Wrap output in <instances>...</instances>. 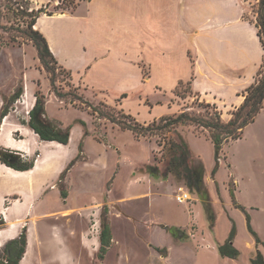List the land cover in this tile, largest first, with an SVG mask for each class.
Instances as JSON below:
<instances>
[{
	"label": "rangeland",
	"instance_id": "374dc122",
	"mask_svg": "<svg viewBox=\"0 0 264 264\" xmlns=\"http://www.w3.org/2000/svg\"><path fill=\"white\" fill-rule=\"evenodd\" d=\"M0 1V112L10 106L11 128L7 141L0 134V143L27 161H43L33 177L22 180L11 177L9 166L0 163L13 191L0 198V206L9 207L2 210L14 216L15 209L25 207L15 217L21 220L20 232L24 226L28 235L35 230L24 264H252L258 251L264 254V110L240 138L224 143L218 158L208 129L196 122L154 126L149 135L137 136L109 119L130 114L127 120L146 125L153 121L149 114L154 108L157 123L161 116L183 111L207 118L205 111L212 107L193 95L192 81L186 80L191 65L185 49L194 65L200 46L184 33L200 30L218 16L231 17L236 6L229 9L228 0ZM14 1L25 11L43 9L38 19L45 18L46 31L40 30L52 40L54 26L73 70L54 65L56 88L68 93L64 98L56 96L51 73L44 70L32 40L23 35L32 16L9 8L15 7ZM237 4L245 9L246 19L257 18L256 0ZM153 61L167 68L166 84L176 77L182 84L168 92L151 82ZM85 72L90 87L81 79ZM162 74L157 69L153 78ZM26 83L24 97L12 103L13 93ZM30 84L33 95L44 94L50 118L77 128L72 144L59 146L34 134L29 112L36 97ZM121 86L126 90L120 91ZM234 110L222 107L223 119ZM180 137L189 145V165L205 167V197L188 187L183 160L179 170L169 169L171 158L182 154L171 146ZM149 165L159 167L158 177L147 171ZM181 188L191 194L184 203L177 200ZM6 215H0V228L12 227L16 220ZM248 215L257 236L248 229ZM105 223L112 242L101 258ZM162 225L178 226L186 237H174ZM234 226L240 254L222 257L218 246Z\"/></svg>",
	"mask_w": 264,
	"mask_h": 264
},
{
	"label": "trees",
	"instance_id": "16d2710c",
	"mask_svg": "<svg viewBox=\"0 0 264 264\" xmlns=\"http://www.w3.org/2000/svg\"><path fill=\"white\" fill-rule=\"evenodd\" d=\"M16 3L14 5H10L9 8H12L18 12V14H26L28 16H32L29 21H26V28L22 31L24 37L32 40L34 45L38 50L39 59L48 72L51 73V82L54 88L55 94L59 98H64L68 93H63L58 90L55 85V70L54 65H59L58 61L53 54L49 42L46 36L35 27L38 18L40 17L38 13L42 12L43 9H32L31 11H25L23 5H21L18 1H14ZM76 4V3H75ZM2 8V3L0 1V12ZM64 13V11L62 12ZM256 25L259 28V36L261 42L264 46V0H259L258 2V10H257V18ZM2 26V25H0ZM14 28V27H11ZM60 66V65H59ZM61 67V66H60ZM63 68V67H62ZM180 83L179 85H181ZM190 85V83H189ZM24 93V86H19L17 90L11 96L12 103L16 102ZM36 100L33 108L30 110V127L38 134L39 138L44 141H57L61 144L67 145L70 142L71 138V129L72 125H64L61 121L52 119L48 116L46 107H45V97L41 92L35 93ZM245 100L244 102L237 107L234 111H232V117L228 121H224L222 118V113L218 110L217 106L206 102L205 107H212L213 111L207 109L205 112L207 113V118L203 117H195L193 118L186 111L181 112L176 115H165L160 118V122L157 123V119L149 124H142L137 119L134 118V121L127 120L126 117H131L130 114L124 115L123 117H110L109 119L116 124H118L121 128L131 130L137 136H147L154 126L160 128V126L164 127L167 125H175V124H186L190 121L196 122L197 125H200L206 129H208L210 133V137L212 142L215 145L217 158L220 155V152L223 148L224 143L229 142L230 140L238 139L244 132L246 126L251 124L256 120L257 115L264 110V63L261 69L258 72L256 80L253 84H251L244 91ZM10 106L4 105L0 112V125L3 122V119L9 114ZM83 128H86V124L83 121H79ZM162 122H165L162 125ZM85 133H87L85 129ZM161 145V142H158ZM165 145V144H164ZM163 146V145H161ZM171 146L174 149L182 150V154L174 155L169 161V169L171 171L179 170V161L183 160V171H185L184 178L188 187L197 192L198 194L207 196L208 192L204 188V174L205 167L196 165H189L190 158L186 157L190 152L188 143L183 139L179 138V141L171 142ZM0 162L20 171H26L33 168L35 160L27 161L24 157H21L20 153L17 150L5 148L0 146ZM72 163V162H71ZM147 171L155 177H158L160 172L158 166L149 165L147 167ZM183 171H179L181 175ZM63 197L67 196L66 192L62 193ZM211 224H213V218H209ZM248 229L249 231L255 235L256 232L252 228L250 215L247 216ZM164 229L170 232L174 237L184 238L186 237V233L182 231L178 226H168L162 225ZM236 232L235 226L232 228L229 239L218 246L219 253L222 257L228 258H236L240 251L234 245V236ZM112 242V234L110 225L105 223L103 225V229L100 235V252L99 256L101 258L105 257L107 250L111 246ZM28 243V234L27 227H24L22 232L15 238L8 240L2 249H0V264H20L21 260L24 257L26 252ZM156 249L164 253L167 250L164 248L156 247ZM166 254V253H165ZM252 264H264V254L261 251H258L255 258L252 259Z\"/></svg>",
	"mask_w": 264,
	"mask_h": 264
},
{
	"label": "crops",
	"instance_id": "0c3cea01",
	"mask_svg": "<svg viewBox=\"0 0 264 264\" xmlns=\"http://www.w3.org/2000/svg\"><path fill=\"white\" fill-rule=\"evenodd\" d=\"M228 1L229 2H227V5L229 9L233 8L234 6H236L237 8L234 15H232L231 17H227V15L218 16L216 20L209 22L206 26H203L202 29L193 30L192 28L189 33H184V35L189 38L192 43L198 42L200 46L195 50L196 61L194 65H192V62L188 55V49H185V56L187 57L188 62L191 65V69L186 80L191 79L192 81L190 82V85L193 95L201 98V100H204V102H208L217 106L220 112L222 110V107L231 106L233 107V109H236L244 102V91L255 82L258 72L264 63V46L258 34L259 28L256 25V19H246L243 16L245 9L241 6V4H237L238 0ZM256 2L258 3L259 0H256ZM237 5H240L241 8L237 7ZM50 30L51 35L57 43L58 38L54 30V26ZM41 32L43 33V31ZM43 34L46 36L50 48L58 61V64L63 68L71 70L73 73V70L71 69V62H69L68 58L64 55L63 50H61V46L57 43L58 50L57 52H55L52 48V43L49 35L46 33ZM151 63L153 66V72L151 73V82L160 84L163 88L166 89L163 90L168 92H171L177 84L179 85L180 77L174 78L171 84H166L164 82L166 78L168 77L170 79V77L166 74L168 72L167 68H161L160 64L154 61ZM86 66L87 65L85 64L82 68L86 70ZM91 66L92 64H90L87 69H90ZM157 69L159 71L162 70L163 73L160 79L153 78L154 72ZM86 74L87 73L85 72L81 79L83 81H86V84L90 87L88 79L86 78ZM202 80L204 81V83H201ZM130 81L132 82L133 80L130 79ZM27 87L28 84L24 87V93ZM29 88L31 95H33V85L30 84ZM125 90V86H121L120 91ZM33 96L36 97L35 95ZM154 113L155 108L152 109L151 113L149 114L153 115L150 118L153 121L157 119ZM231 117L232 112L230 113V118ZM230 118L228 120H230ZM4 119L2 124L4 123ZM223 120L228 121L225 119ZM74 128L77 132V128L73 126L72 129ZM34 134L38 136L35 131ZM77 134L79 135L78 132ZM8 138L9 137L7 135L5 137V140L7 141ZM1 145L2 144L0 143V146ZM2 147L4 146L2 145ZM37 161H35L34 165ZM6 166L7 165H5V167ZM5 173L6 172L0 168V175L3 174L0 176V198L13 194V191H10L7 186V184L10 182V179H8V174ZM7 208L9 207L0 206V215L7 214L6 216L11 217L10 215H8L9 212L2 210ZM15 210L17 213L12 216L14 219H16L15 217H19V212H24L25 207L22 206L19 209ZM14 222L16 224L14 226L15 233L13 235L10 234V230L13 227L8 226L7 228H0V241L2 242L3 246L8 240L15 238L20 234L22 225L20 218L13 220V223Z\"/></svg>",
	"mask_w": 264,
	"mask_h": 264
},
{
	"label": "bare ground",
	"instance_id": "6f19581e",
	"mask_svg": "<svg viewBox=\"0 0 264 264\" xmlns=\"http://www.w3.org/2000/svg\"><path fill=\"white\" fill-rule=\"evenodd\" d=\"M35 27L37 28V29H41V30H44V31H46V27H45V18L43 19V20H38V22L36 23V25H35ZM51 40V43H52V48H53V50L55 51V52H57V48H56V44H55V42H54V40H52V38L50 39ZM24 103H26L25 101H24ZM34 106V105H33ZM32 107V106H31ZM8 118H9V116H6V118L4 119V123L2 124V126H1V132H0V134H1V136L2 137H4V136H6V135H8L9 133H10V124H9V120H8ZM13 130V129H12ZM12 136H13V134H12ZM77 136V132H76V130H72V132H71V141H70V143L68 144V145H70V144H72V142H73V140H74V138ZM5 139V138H4ZM16 140V139H15ZM9 141H12V139H10ZM15 143V142H14ZM50 143H55L54 141H50ZM9 145H11V144H9ZM21 145V144H20ZM58 145L59 146H61V145H63V144H61V143H58ZM67 145V146H68ZM45 152H47V150H45ZM46 155H48V153H46ZM41 164H43V161H40V162H38L31 170H29V171H15V170H11V168L10 167H8L9 168V173H10V175H11V177H13V178H15V179H17V180H22V179H26V178H30V177H33V174L34 173H36V172H38L40 169H41ZM12 217V216H11ZM10 219V218H9ZM8 219V220H9ZM11 220V219H10ZM9 220V221H10ZM15 222L12 224V229L10 230V234L11 235H13L14 233H15V229H14V226H15ZM34 232H35V230L29 235V242H28V245H27V250H26V252H25V254H24V258L22 259V261H21V263L20 264H24L25 263V260H26V257H27V255H28V253H29V249L31 248V246L33 245V243H34V239H33V234H34ZM0 235H1V233H0ZM0 247H3V244H2V242L0 241Z\"/></svg>",
	"mask_w": 264,
	"mask_h": 264
},
{
	"label": "built area",
	"instance_id": "2783aa9c",
	"mask_svg": "<svg viewBox=\"0 0 264 264\" xmlns=\"http://www.w3.org/2000/svg\"><path fill=\"white\" fill-rule=\"evenodd\" d=\"M190 199H191L190 191L189 190H183V188H181L179 194L177 195V200L180 203H184ZM97 230H98V225H97Z\"/></svg>",
	"mask_w": 264,
	"mask_h": 264
}]
</instances>
